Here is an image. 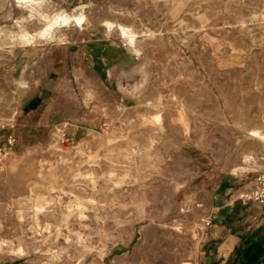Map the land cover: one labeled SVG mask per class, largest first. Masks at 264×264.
Instances as JSON below:
<instances>
[{
    "label": "rangeland",
    "instance_id": "374dc122",
    "mask_svg": "<svg viewBox=\"0 0 264 264\" xmlns=\"http://www.w3.org/2000/svg\"><path fill=\"white\" fill-rule=\"evenodd\" d=\"M9 137L0 264H264V0H0Z\"/></svg>",
    "mask_w": 264,
    "mask_h": 264
},
{
    "label": "crops",
    "instance_id": "0c3cea01",
    "mask_svg": "<svg viewBox=\"0 0 264 264\" xmlns=\"http://www.w3.org/2000/svg\"><path fill=\"white\" fill-rule=\"evenodd\" d=\"M29 137H30V139H32V140H36V139H39V138H37L38 136H36V135H31V134H29ZM19 139H20V141H22L21 140V138L19 137ZM20 144L22 145V143L20 142ZM250 186V185H249ZM248 186V187H249ZM248 187H246V188H248ZM225 201H226V203L224 204V207H225V209H229V210H233L234 209V207H233V205H234V203L236 202V204H241V203H239V201H237V196H232L231 198L229 197V198H226L225 199ZM255 204H257V203H255ZM229 205V206H228ZM220 207H223V205H217V206H215V207H213L212 209H211V214L209 215V217H210V224H209V228L210 229H213L214 231H216V232H219V233H221V232H225L226 233V231L228 230V229H230V230H228L229 232V234H226L225 235V240L223 241V244H222V246L224 245V246H226V248L225 247H222V250H224V248H225V250H231L232 248L234 249V244H238V242H239V239L237 238V241L236 240H234L233 238V235H234V232H233V230H232V228H230V227H233V221H231L230 223H227L228 222V219L225 217V221H223L222 219H220V217H219V213H217V211H214L215 209L217 210V209H220ZM214 209V210H213ZM224 209V210H225ZM247 218H250V216L248 215V217ZM228 236V237H227ZM231 237V238H230ZM229 245H231L230 247H228ZM228 248V249H227Z\"/></svg>",
    "mask_w": 264,
    "mask_h": 264
},
{
    "label": "built area",
    "instance_id": "2783aa9c",
    "mask_svg": "<svg viewBox=\"0 0 264 264\" xmlns=\"http://www.w3.org/2000/svg\"><path fill=\"white\" fill-rule=\"evenodd\" d=\"M13 142L14 138L9 137L4 146L0 145V159L7 153V147L10 148V146L13 145ZM239 198L244 202L256 201L259 203H264V172L259 173L256 176L251 188L247 191L241 192Z\"/></svg>",
    "mask_w": 264,
    "mask_h": 264
}]
</instances>
